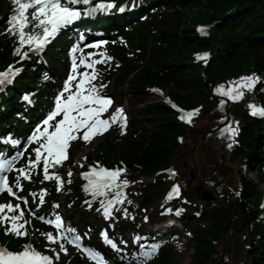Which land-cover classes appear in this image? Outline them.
<instances>
[{
    "label": "trees",
    "instance_id": "16d2710c",
    "mask_svg": "<svg viewBox=\"0 0 264 264\" xmlns=\"http://www.w3.org/2000/svg\"><path fill=\"white\" fill-rule=\"evenodd\" d=\"M141 1L163 5L160 15L170 20L171 28L164 30L162 24L152 26V48L148 51L147 62L143 64L137 60L126 66L121 78L132 77L129 83L131 96L143 98L156 91H166L172 102L183 110L194 112V115L191 122L182 123L178 114L167 104L152 102L149 117H145L133 131L123 137L107 136L86 157V167H121L133 178L154 177L155 173L171 164L180 172L182 139H185L187 132H195L204 119L215 117L209 112L212 113L218 105L217 97L223 99L216 89L244 74H255L259 79L262 76L264 79V0ZM192 8H197L193 20L189 17ZM186 20L208 26V37L190 27L186 28ZM4 22L2 18L0 26L3 28ZM12 51L10 42L0 35V60L9 59ZM208 52H211L209 59H201ZM261 85L259 82L250 93L249 103L255 102ZM245 111L243 101L234 109L244 125H241V134L229 156L238 167L241 166L240 162L248 164L253 157L264 167V149L255 148L256 138L264 124L247 117ZM182 177L185 178L184 174ZM239 184L238 190H227L226 197L221 194L220 202L200 207L196 222L202 228L193 238L190 264H225L222 258L225 252L219 249V243L225 242L227 246L234 230L242 234L245 245L243 264H264L262 193L242 174ZM212 185L216 187L215 190L222 191L221 187H217L219 184ZM165 187L161 176H157L136 194V198L150 205ZM193 191L194 188L188 194H193ZM15 244L17 242L12 246ZM154 264L178 262L172 251L164 249Z\"/></svg>",
    "mask_w": 264,
    "mask_h": 264
},
{
    "label": "snow or ice",
    "instance_id": "6c2138e0",
    "mask_svg": "<svg viewBox=\"0 0 264 264\" xmlns=\"http://www.w3.org/2000/svg\"><path fill=\"white\" fill-rule=\"evenodd\" d=\"M90 0H13L14 11L8 19V32L17 38L18 47L15 50V55H21V59L27 58L29 52H39L45 45L54 38L56 34L62 29L75 21L79 20L82 16L93 15L94 13L106 10L107 7L112 5L98 4L95 7H90L87 11H81L75 7L80 4L88 6ZM202 33L205 29H198ZM101 43H107L106 41ZM27 47L28 51H23ZM90 47H99V45H90ZM78 51V50H77ZM93 54H89L91 56ZM203 59L208 58V54H203ZM110 59V58H109ZM101 61L96 60L89 62L88 58L80 61V65L76 63V58L73 56L72 75H69L64 86L63 91L55 98L54 108L49 111L46 118L38 123L31 136L28 138L27 143L37 144L35 147V160L29 159L28 167L34 169L41 162L43 164L44 179H50L49 168L62 165L63 161L67 159V149L70 147L71 142L82 139L85 143H90L91 139L97 135H102L113 124L119 123L121 128L126 125V116L122 108H117L110 117L104 118L113 103L111 98L103 96L98 87L93 84L96 73L94 64ZM79 66L86 69H93L91 73L83 72L78 73ZM18 70H13L10 66L9 70L0 72V86H4L11 82L12 77ZM80 79L78 82L73 83L77 76ZM47 78V76L45 77ZM259 83V77L255 74L241 77L239 81H233L232 86L224 90L223 86L217 88L216 91L223 97L236 102L243 98L244 90L252 91ZM101 88L104 85L100 86ZM67 93V95H65ZM25 100H29L26 95ZM224 101H221L223 104ZM173 107H175L173 105ZM251 115L264 116V107H257L254 104L249 106ZM198 111V110H197ZM194 112H187L180 116L182 121L191 122ZM58 117H62L57 119ZM52 129L49 131V129ZM222 135L233 139L238 134V127L233 128L231 124L226 125L221 130ZM13 144H18V141H9ZM231 148L233 145H227ZM23 151H27L25 148ZM23 151L17 153L18 156H23ZM13 160H0V193L8 192L10 195L16 197L21 203L27 205L28 200L17 196L10 186L7 172L13 170ZM82 166V165H81ZM18 172L15 178V185L21 188V178L30 179L29 171L25 169H16ZM124 169L110 170L102 166H90L89 171L81 173L86 184L83 190L90 194L93 198L100 199V208L105 219L112 215V211L116 204H122L126 200L123 189L129 184L127 180H121V174ZM72 173L69 171L68 176L71 177ZM59 185L62 183L59 175L55 176ZM71 181L69 180V183ZM22 190V188H21ZM173 193H179V186H174ZM111 193V196H109ZM35 195V194H33ZM45 192L40 193V200L43 202ZM21 203L13 205L12 203L0 204V226H5V234H14L16 237H24L28 235L26 225L29 221L24 219L25 213L21 208ZM127 203H131L130 200ZM90 206V205H89ZM53 207H59L54 205ZM125 213L127 210H124ZM31 214L35 217L34 211ZM179 214V213H177ZM41 221L49 225H54L56 234H46V239L50 244H58L60 251L66 252L65 244H71L76 249L81 250L86 254L87 258L93 264H104V257L101 253L94 250L92 247L85 246L82 242L81 235L76 233L72 227H65L64 222L60 216L55 219H46L43 216L38 217ZM103 243L110 246L112 250L119 251L117 244L109 238L107 232H102ZM139 240V237L135 238ZM141 258L144 261L151 259L158 251L160 245L153 243L150 245H140ZM55 252V249H52ZM55 259H59V253H56ZM54 258L43 254L36 250L31 244H25L21 251H10L7 248L0 247V264H53Z\"/></svg>",
    "mask_w": 264,
    "mask_h": 264
},
{
    "label": "rangeland",
    "instance_id": "374dc122",
    "mask_svg": "<svg viewBox=\"0 0 264 264\" xmlns=\"http://www.w3.org/2000/svg\"><path fill=\"white\" fill-rule=\"evenodd\" d=\"M197 10V8H192L191 15L189 16L191 20L194 19V12ZM151 22H160V24L164 25V30H169L171 28V22L170 20L160 18V14H155L154 16L149 19ZM191 22L190 20L185 21V27H190L191 30L195 31L196 23ZM145 32L142 33L143 40L148 46H152L151 37L149 35L148 30H144ZM146 60V58H145ZM146 62V61H145ZM132 80V77L129 78V83ZM239 81V79L234 80ZM126 86H128L126 84ZM223 85H220L218 88H220ZM230 86H232V82L228 83L227 85L223 86L224 90H227ZM129 87V86H128ZM245 92L247 90H244ZM244 92V93H245ZM250 91L247 92L246 98L248 97ZM164 96L166 95V91L162 93ZM127 95V94H126ZM125 94H120V96L117 97V101L119 104V108H123V112L125 115H127L128 120L126 125L123 127L125 131L133 129L134 125L136 123L141 122L145 117H149L150 112L149 106L152 102H159L161 103V98L159 95H148L143 98H134L130 95L126 96ZM218 96H221L220 93H218ZM218 98V105L215 109H213V112H209L210 115H214L215 117H210L209 119H204L199 124V127L196 128L195 132H187L185 139H183L182 143V153L179 160V163L182 165L186 163L187 171L188 173H191L192 179L186 178L184 179V183L187 187H204L205 191H211L213 192V188L211 187V176H214L212 172L214 170H219L218 174L219 176L223 178H218L220 180L219 186L222 189H227V187L230 189L237 188L238 184V177H237V170L238 168L232 165H228L226 163V158L229 155L230 148L227 146L229 143H232L233 145V139L228 138L225 135H222L221 129L225 128L226 125L231 124L233 128L239 127V118L233 114L232 112L226 113L225 109H229V107H236L241 101L238 100L236 102H233L229 100L227 97H224L222 100L224 101L223 104H221V99ZM233 104V106H232ZM220 107V108H219ZM220 109V110H219ZM222 109V111H221ZM217 114V118H216ZM149 127V126H148ZM205 137V139H204ZM263 137V138H262ZM262 139V141H261ZM101 140L98 139L95 143L87 146V147H79V149L75 150V153L73 155V162L77 168L76 171L79 170L80 164L85 159V156L88 152H91L98 142ZM258 147L260 148L262 144H264V133H262L259 141H258ZM208 145V148H206ZM78 146V144H77ZM81 148V149H80ZM209 159H213L212 162H209ZM260 165L254 160H250V166H247L242 170L243 174L249 181L252 183L253 187L257 189L258 191L264 192V182L262 181V171L259 167ZM208 173V178L205 179V174ZM146 183L150 180V178H146ZM228 190V189H227ZM229 191V190H228ZM214 193V192H213ZM214 195V194H213ZM158 205L155 206L154 209H151L148 211V214L145 216L157 217V213L154 211H157ZM194 208L188 207L187 212L182 216L183 221V228L186 235H183L181 233H172L170 237L173 236V234H177L173 236L172 239H169V242L167 241L164 246H170L172 247L174 259L178 262V264H190L191 260V254L193 252V245H192V238L197 235V233L200 231V226L194 222L191 219V215L193 213ZM176 215V217L180 216ZM181 219V217L179 218ZM142 223V221L140 222ZM151 233V232H150ZM190 235V236H189ZM220 249L224 248L225 242L222 244L219 243ZM244 249L242 247L241 240L237 242L236 240L231 242V248L229 253V258L232 261V264H240L241 258L243 256Z\"/></svg>",
    "mask_w": 264,
    "mask_h": 264
},
{
    "label": "bare ground",
    "instance_id": "6f19581e",
    "mask_svg": "<svg viewBox=\"0 0 264 264\" xmlns=\"http://www.w3.org/2000/svg\"><path fill=\"white\" fill-rule=\"evenodd\" d=\"M16 86H17V83H16ZM14 97V96H13ZM1 104H3V106L5 107L6 105L4 104V102H2V101H0V105ZM44 113V111H41V114H43ZM162 221L163 222H165V219H162ZM3 230V228H1L0 227V240H2L5 236H7L6 234H5V232L4 231H2ZM162 230V229H161ZM23 243H24V241H23Z\"/></svg>",
    "mask_w": 264,
    "mask_h": 264
},
{
    "label": "water",
    "instance_id": "95a60500",
    "mask_svg": "<svg viewBox=\"0 0 264 264\" xmlns=\"http://www.w3.org/2000/svg\"><path fill=\"white\" fill-rule=\"evenodd\" d=\"M204 199H205V200H209V199H208V198H206L205 196H204Z\"/></svg>",
    "mask_w": 264,
    "mask_h": 264
}]
</instances>
